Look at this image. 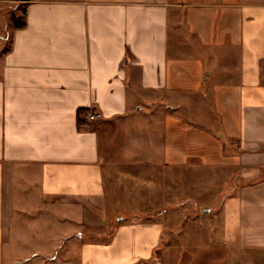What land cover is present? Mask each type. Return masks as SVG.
I'll return each instance as SVG.
<instances>
[{
    "label": "crops",
    "instance_id": "0c3cea01",
    "mask_svg": "<svg viewBox=\"0 0 264 264\" xmlns=\"http://www.w3.org/2000/svg\"><path fill=\"white\" fill-rule=\"evenodd\" d=\"M0 16V264H164L161 222L83 237L106 219L93 127L137 118L174 196L182 169L220 173L225 242L264 258V0H0ZM34 209L53 249L12 242Z\"/></svg>",
    "mask_w": 264,
    "mask_h": 264
},
{
    "label": "rangeland",
    "instance_id": "374dc122",
    "mask_svg": "<svg viewBox=\"0 0 264 264\" xmlns=\"http://www.w3.org/2000/svg\"><path fill=\"white\" fill-rule=\"evenodd\" d=\"M24 9L22 3H12L5 8V15L9 17L15 13L23 18ZM14 17L12 20L16 19ZM146 125L152 130L153 141L156 143L157 129H154L156 124L152 120H148V123L140 118L119 120L100 123L96 127L106 187V219L104 227L100 229L84 228V242L108 241L122 222H161L165 228L164 264H264V258L254 262L239 261L235 247L225 242L226 234L221 230L224 225L220 213V173L211 174L197 167L182 169V179L177 183L180 195L175 197L172 189L175 173L162 169L156 161V150L149 148L147 151L142 144L147 137ZM167 178L169 181L164 182L163 179ZM201 179L210 180L208 183L212 186L211 190L217 195H204V191L199 190L195 197H187L188 189L196 180L198 187ZM25 217L28 219L22 217L15 220L17 223L26 220L21 223L27 232L22 231V237H19L21 235L12 230L13 244L20 245L21 251L31 250L34 244L53 249L54 246L41 240L46 237L40 236L45 234V230L40 227L44 224V215L34 209ZM34 222L38 224L35 226Z\"/></svg>",
    "mask_w": 264,
    "mask_h": 264
},
{
    "label": "trees",
    "instance_id": "16d2710c",
    "mask_svg": "<svg viewBox=\"0 0 264 264\" xmlns=\"http://www.w3.org/2000/svg\"><path fill=\"white\" fill-rule=\"evenodd\" d=\"M23 25H25V20L24 18H16L14 20V27L15 28H20L22 27ZM87 114V111L86 110H83V111H79L78 112V118H79V122L81 124V119L85 117V115ZM99 124H96L93 129L96 130V127H98Z\"/></svg>",
    "mask_w": 264,
    "mask_h": 264
},
{
    "label": "built area",
    "instance_id": "2783aa9c",
    "mask_svg": "<svg viewBox=\"0 0 264 264\" xmlns=\"http://www.w3.org/2000/svg\"><path fill=\"white\" fill-rule=\"evenodd\" d=\"M86 118L90 121H94V120H97L99 118V115L98 114H88V115H86Z\"/></svg>",
    "mask_w": 264,
    "mask_h": 264
}]
</instances>
